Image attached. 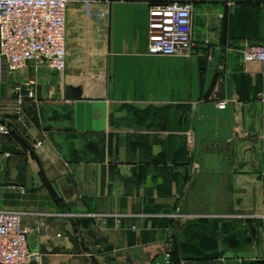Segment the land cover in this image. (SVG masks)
I'll return each instance as SVG.
<instances>
[{
	"label": "crops",
	"instance_id": "0c3cea01",
	"mask_svg": "<svg viewBox=\"0 0 264 264\" xmlns=\"http://www.w3.org/2000/svg\"><path fill=\"white\" fill-rule=\"evenodd\" d=\"M169 2L191 6V49L151 55ZM66 35L63 75L0 85V211L39 264H264V76L240 53L264 45V0H110L103 23L69 10Z\"/></svg>",
	"mask_w": 264,
	"mask_h": 264
},
{
	"label": "built area",
	"instance_id": "2783aa9c",
	"mask_svg": "<svg viewBox=\"0 0 264 264\" xmlns=\"http://www.w3.org/2000/svg\"><path fill=\"white\" fill-rule=\"evenodd\" d=\"M110 0H0V85L29 64L35 72L63 75L67 68V14L77 9L82 16L103 21ZM192 9L189 4L169 2L149 7L147 52L151 55L186 54L192 45ZM244 65H256L264 76V45H245L240 51ZM35 80L13 89L14 110L27 101L37 102ZM224 109L225 104L218 103ZM10 135L0 120V137ZM41 142L34 144L40 148ZM198 168L191 166V173ZM30 231L21 215L0 211V264H39L43 255L28 245ZM170 264V262H166Z\"/></svg>",
	"mask_w": 264,
	"mask_h": 264
},
{
	"label": "water",
	"instance_id": "95a60500",
	"mask_svg": "<svg viewBox=\"0 0 264 264\" xmlns=\"http://www.w3.org/2000/svg\"><path fill=\"white\" fill-rule=\"evenodd\" d=\"M64 92L67 100L79 101L82 98V89L80 87L66 86Z\"/></svg>",
	"mask_w": 264,
	"mask_h": 264
}]
</instances>
